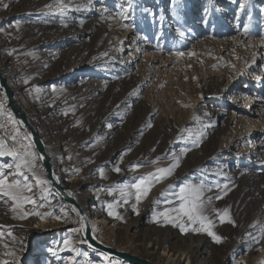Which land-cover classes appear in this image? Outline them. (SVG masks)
<instances>
[{
    "label": "rangeland",
    "instance_id": "374dc122",
    "mask_svg": "<svg viewBox=\"0 0 264 264\" xmlns=\"http://www.w3.org/2000/svg\"><path fill=\"white\" fill-rule=\"evenodd\" d=\"M3 1L0 0V16H4L0 23V68L14 100L38 129L54 174L67 170L79 175L76 182L79 191L75 193L77 199L74 198L78 204L82 195L91 190L89 187L131 185L142 175L178 163L171 175L154 183L139 203L132 195L137 213L123 222L115 220L118 227L104 228L103 236L115 244L126 238L138 241L141 232L149 228L153 239L168 238L170 247L181 251L203 244L206 253L201 256L206 264H262L264 232L260 227L252 230L253 233L243 232V243L248 244L249 250L243 246L236 253V259L231 254L225 255L224 263L221 258L227 247L242 242L237 232L245 225L257 222L264 228V211L259 210L264 204V140L261 143L259 136L251 134V127L246 126L248 122L241 119L248 116L236 109L243 108L246 98H253L246 110L258 109L257 115L249 117L255 124L264 126V103L257 101L260 97L253 93L264 80V0H103L98 4L108 9L104 17H77L69 13L56 18L51 9L43 21L21 13V5L3 8ZM92 1L97 0H72L71 5L75 9L89 6ZM74 15L80 22L76 23ZM94 17L96 20L92 22ZM72 21L76 32L83 31L90 23L93 27L79 38L61 44L59 40L42 44L38 38L35 41L31 38L26 45L27 36L38 29L36 25L48 22L70 30ZM106 40L110 46L108 54L120 60L127 58V67L117 62L98 66L89 59L91 51ZM120 48L124 49L117 54ZM72 67L78 71L72 72ZM29 76L35 81L26 86ZM253 78L259 81H251ZM215 84L227 86L226 91L216 96ZM128 90L136 92H131L129 101L118 106L117 114L101 123ZM0 102L3 104L0 137L5 138L9 147L35 154L27 157L35 164L34 171L25 169L28 183L33 186L32 193L27 194L38 199L36 208L43 205L39 213L47 219L61 210L68 212L67 226L49 229L45 225L28 235L17 223L30 215L20 219L18 212L12 211L11 202L5 203L7 198L0 197V203L6 206L0 209L6 208L3 211L7 212L5 217H0V233H3L0 262L94 264L93 254L86 253L84 248L80 257L67 261V255L73 254L79 245L70 240L69 246L57 251L66 238L83 240L81 232L74 231L80 229L79 215L72 211L73 206L61 202L49 183L40 186L47 187L45 190L36 192L37 178L46 180L45 169L34 146L23 140L19 123L10 117L3 94ZM206 115H211L208 119L218 115L214 125L201 121ZM244 131L248 134L238 139ZM12 136L16 137L15 141ZM218 149L220 154L214 156ZM12 160V157H0V164H10ZM60 161L63 164L59 167ZM123 166L127 172L113 185L117 173L114 169ZM100 169H103V178ZM253 171L255 176L245 180ZM5 173H11L8 175L11 180L14 169H5ZM65 178L60 176L63 188L68 186ZM186 184L203 186L205 215L212 221V231L223 238L220 243L206 232H193L192 228L199 224L191 225L182 233L179 227L157 216L179 204L174 193ZM111 191L113 194L115 189ZM96 192L95 197L109 196V191ZM217 196L221 198L216 199ZM143 204L147 207L142 208ZM85 205L87 210H97L94 197ZM23 208L30 212L28 203ZM225 208L229 209L235 226L220 221L215 210ZM100 209L105 213L107 207L101 205ZM135 220L139 225L131 228L129 224ZM181 222L188 225L186 218L177 224ZM144 240L150 241V238ZM132 248V253L138 254V247ZM5 253H14V256ZM110 263L123 264L117 259Z\"/></svg>",
    "mask_w": 264,
    "mask_h": 264
},
{
    "label": "bare ground",
    "instance_id": "6f19581e",
    "mask_svg": "<svg viewBox=\"0 0 264 264\" xmlns=\"http://www.w3.org/2000/svg\"><path fill=\"white\" fill-rule=\"evenodd\" d=\"M71 1L72 0H4L3 2H4V5L5 4L8 5L7 7H9L10 5H21L22 6V9L20 10L21 13H25L27 16H31L33 19H37L38 21H43V19H47V18H45L46 12L50 11L51 9L55 11V13L57 15L56 18L68 16L69 13H72V16H73V14H76L77 17H79V16L83 17V16H87V15H92V16L99 15V17L100 16L104 17L107 15V10H108L107 7L98 4V3H103V0L92 1L89 6L83 5V6H80V8H75V9L72 7ZM3 8H5V7H3ZM77 9H79V10L77 11ZM74 17H75V15H74ZM77 17H75V18H77ZM3 18H4V16H0V23H1ZM95 20H96V18L94 17L92 19V22ZM73 21L71 23H69V26L72 27L70 30L69 29L67 30L64 28L63 29L59 28V26L54 25L53 23L45 22V24H44V22H42L41 25H36L37 26L36 28H38V29L33 31V33L31 35H28L26 38L27 43L25 41V42H23V44L26 43V45H27L28 42H30L31 38H33L34 41L36 38H38L39 42H42V44L52 43V42L57 43L58 40L60 41L59 44H61V42H64L68 39L79 38L82 33L90 32L92 27H93V23H90L89 25H86L84 27L83 31L76 32V31H74L75 25H74ZM77 22H80V18H77L76 23ZM30 29H32V28H30ZM1 30L2 29L0 28V31ZM33 44H35V43H33ZM109 47H110L109 43L106 40L102 46L91 51L89 59H91L93 62H95L98 66L102 65L104 67H107V66H111L112 62H117L119 65L124 64L127 67L128 59L125 58V59L120 60V59H116L113 55H109L108 54V48ZM123 49L124 48L118 49L117 54L121 53V51H123ZM48 53H50V51ZM48 53H46V54L49 55ZM72 69H73V67L71 68L72 72L78 71L77 69L76 70H72ZM78 69H80V68H78ZM262 70H264V68H262ZM262 75L264 76V73ZM27 79L28 80H26L27 82L25 83L26 86L29 84H33V81H35V79L31 78V76H29V78H27ZM251 81L258 82L259 79L253 78ZM220 85L221 84H215V86H214L213 94H215L216 96H218V93L224 92L227 89V86L221 87ZM131 92H133V91L128 90L127 92H124L121 99L118 100V102L114 104L113 108L111 110H108V112L104 115V117L101 120V123H105L107 121V119H110V117L112 115L117 114L116 112L118 110L117 109L118 106L123 102L129 101V99L132 95ZM135 92L136 91H134L133 93L135 94ZM253 93L255 94V96H257V98L260 97L259 100H257V101L264 103V80L263 79L261 80V83L258 85L257 92L255 91ZM89 94H91V93L89 92ZM215 95H213V97H216ZM252 99L253 98H251V97L246 98L245 105L243 106V108H236V109H240L239 111H241L242 113H245L246 116H248L245 118L242 116L241 117L242 121L248 122L246 125L247 129H249V127H251L249 129L251 131V134L255 133L254 136H259L260 141L262 143V141L264 140V126L261 127V126H259L260 124H255L253 121H251L252 118L249 117L252 115H257L258 109H256V108L254 109V107H252L249 110H246V106L248 104H251ZM229 100L230 101L232 100V94L229 96ZM260 108H262V107H260ZM259 110H261V109H259ZM9 113H10V111H9ZM11 114L12 113H10V117H14V115L12 114L13 115L12 116ZM210 116L211 115L202 116L201 121L202 122L204 121V123L209 124V126L214 125L215 121L217 120L218 115H216L213 118L208 119V117H210ZM198 119H199V117H198ZM197 121H199V120H197ZM261 124H262V122H261ZM19 125L21 126L20 123H19ZM32 125L34 126V124H32ZM34 127L36 128V126H34ZM21 128H22V126H21ZM22 130H23V128H22ZM36 130H38V129L36 128ZM249 130H247V131H249ZM247 131H244L243 133H241L238 139L244 138V136L248 134ZM22 138H23V140H25L26 144H32L31 140L28 138L27 132H25L24 130H23V137ZM219 152H220L219 149L216 150L214 153V156H218L220 154ZM260 162H261V160H260ZM12 163H13V160H12ZM62 164H63V162L60 161L58 164L59 167ZM124 172H127L126 166L121 167L120 171L114 175V179H113V183H112L113 185H115V183L117 184L120 182V180L123 178ZM255 174H256V171L255 172L253 171L251 174L247 175V179H245V180H251L255 176ZM61 175L66 176L65 181H66V183H68L67 184L68 186L65 187L64 189L66 190L67 194L69 195V193H71L70 196L72 198L77 199L76 194L79 191V187L76 184V182L79 180V175L73 171H67V170L62 171L61 170L59 172V174L58 173L54 174V177L58 182H60V176ZM48 183H49V181H48ZM110 185L111 184H104V187H99L96 189L89 187V188H91V190L90 189L88 190L89 193L87 192L85 195H82V197H81L82 201H79V206L81 207L82 210H84V212L88 218V223H89V227L91 229L92 235L99 242H101L104 245H107L109 247H112L113 249L120 250V251L129 253V254L135 255L137 257H140L142 259H145V260H147L151 263H155V264H206L207 261L205 262L203 257L201 256L202 254L206 253L204 250L203 244L201 245V243H200L198 245L193 246L192 248L188 247L189 249H187V251H181L179 248L170 247L168 238L164 237V238L153 239V237L151 236V233H150L153 231H151L149 228L145 229V230H143V232H141V235H142L141 240H138V241H133L131 239L126 238L125 240L121 241L120 243L115 244V243L110 242L108 239H106V237L103 236L104 232L102 231L104 228L115 229L118 227L117 225L115 226V224H116L115 220L118 219V220L123 222L125 220L131 219V216L137 213V212H135L136 209L134 210L132 207L134 199H131V197H130V198H128L127 203H125L124 198L121 196V194L119 192V188L121 186L127 185V184L126 183L118 184L117 185L118 187L116 186V188H114V187L110 188L109 187ZM36 186H37V183H36ZM40 186L36 187L37 193L40 191L42 192L43 190H45L47 188V187H40ZM113 189H115V191L113 192V194L109 195L108 197H106L107 195L106 196L104 195V197H101V196L95 197L94 196L96 191H97L96 193L100 194L101 192L105 193L106 191L113 190ZM27 195H31V194H27ZM91 197H94V200L97 204L96 205L97 210L95 212H92L91 208H90V210L86 209L85 203ZM102 199H103V204L101 201ZM35 200H36V205H37L38 199H35ZM60 200H61V202H64V204L68 205V203L63 198H61ZM104 201H105V203H104ZM108 201H112V203H109ZM149 203H151V202H149ZM2 204L3 203H0V207H6L5 205L2 206ZM110 204L113 205V208L111 209V211H113V213H114L113 215H109V211H110L109 205ZM28 205H29L30 212H33V210H35L36 212L41 211V208L39 206L36 208V205H33L32 203H28ZM101 205H104L105 207H107V210H105V213H102V211L100 209ZM141 206H142V204H141ZM146 207H147V205H144L142 208H146ZM3 210H6V208L0 209V217H5L4 214L7 213ZM259 210L264 211V204L261 206V208H259ZM33 215H35V214H33ZM33 215H30L25 220L19 221L20 223H17L18 226H20L21 228H24V230L26 231V233L28 235H31L34 231L39 230L41 227H44L45 225L46 226L44 228L48 227L49 229H53L54 227L67 226V224H68V222H66L68 212L65 210L64 211L61 210V212H59V213L56 212L54 214V216L50 219H47V217L39 218L38 215H36V217L35 216L33 217ZM56 217H60V218L57 219ZM259 221H260V219H259ZM262 223H263V221H262ZM138 225H139L138 220H135L133 223L129 224V226L131 228L137 227ZM258 227H260V229H264V228H261V223L256 222V223H252L251 225L247 224L244 226V229L238 230L237 237L239 240H242V242H238V243L235 242L231 246L227 247L225 249L224 254H223L224 257L221 258V263H224L223 259L225 258V255H227V254H231L236 259V257H235L236 253L238 254L242 250L241 248L243 246L246 247L245 249L249 250L250 248L248 247V244H246L245 242L243 243V241L245 239V237L243 236V232L245 230V234H248L250 231H252V230L254 231V229H256ZM79 228H80V224H79ZM253 231L251 233H253ZM257 232H260V231H257ZM255 233H256V231H255ZM175 236L176 235L174 234L173 237H175ZM145 237L150 238V241L144 240ZM66 240H70L71 242H73L72 244H79L76 246L73 254H71L69 256L67 255V261H69V262H72V261H74L75 258L80 257V255L82 254V251L84 249L87 251L86 253L93 254L94 260H95L94 264H111L110 260H113V259L108 258L107 256H105L102 253H99L97 251H94V250L88 248L86 246L84 240H76L74 238H66L62 242L63 245L60 243L59 249L57 251L62 249V247H64V248L66 247L65 246ZM133 245L134 246L136 245L138 247V254L132 253ZM241 259H242L241 257L238 258L239 262ZM122 263L123 264H133V263H130L127 261L126 262L122 261ZM32 264H37V263L32 261Z\"/></svg>",
    "mask_w": 264,
    "mask_h": 264
},
{
    "label": "snow or ice",
    "instance_id": "6c2138e0",
    "mask_svg": "<svg viewBox=\"0 0 264 264\" xmlns=\"http://www.w3.org/2000/svg\"><path fill=\"white\" fill-rule=\"evenodd\" d=\"M8 5H4L5 8H7ZM63 7V6H62ZM243 7V5H242ZM79 9H77L78 11ZM63 23V20H62ZM177 55L182 56L183 53H177ZM189 55H192V53H189ZM27 82V81H26ZM2 95V94H0ZM0 108H3L2 102H0ZM195 118V117H194ZM151 126L150 124L148 125ZM11 139L13 141L16 140L15 136H12ZM186 151V150H184ZM29 155H32L33 157L35 154H29L27 150L25 149L24 152H21L18 148L15 146L9 147L6 144L5 138L0 137V157L8 156L13 158V163L8 164H0V197L7 198L5 200V203L11 202V209L13 212H18L20 219H25L28 215H38L43 218V215L39 212H36L33 210V212L25 211L23 208V205L26 203H32L33 205H36V200L34 199L33 195H27V193H32L33 186L28 183V176L25 174V169L29 171H34L35 164L32 162V160H29L27 157ZM178 166V163H174L168 168H157L154 173H147L145 175L140 176L137 181L131 185H123L119 188V192L121 196L124 198V202L127 203L128 198H130L132 195H135L137 203L141 200L143 196L147 195L148 190L154 183L160 182L161 179L166 178L167 175H171L173 169ZM5 169L13 170L14 174L13 178L9 180L8 175L6 174ZM115 171L119 172V167L114 169ZM100 175L103 178L104 172L103 169H100ZM37 187H39L41 184H47L48 181L46 180H40L37 178ZM171 187V186H169ZM217 187H220L217 185ZM225 189L227 188V185L223 186ZM129 189H134L135 192L133 193ZM203 186L202 185H191L186 184L182 186L179 189L178 193H174L176 199L179 201V204L175 207L165 209L164 212L158 213L157 216H162L164 218L165 223L173 224V226H177L180 228V231L186 232L188 230V227L191 225L199 224V227H193V232H206L209 236L212 237V239L216 243H220L222 241V237L217 235L215 232L212 231V221L209 219L207 215H205V201L202 199L203 197ZM112 194V191L109 190V195ZM226 195L227 193L224 192ZM71 195V193H69ZM161 195H165L164 192L161 193ZM43 199H47L46 196L42 197ZM220 196H217L216 199H220ZM210 199V198H209ZM158 202V201H157ZM168 204H172L171 200L165 201ZM39 207H43V205H38ZM133 209H136V205L134 204ZM113 208V205H109V215H113V211L111 209ZM73 212H77L75 208L72 209ZM217 212V215L219 216L220 221L223 223L224 221H227L230 224H233L235 226V222L231 219L229 215V209L225 208L222 211L215 210ZM44 215H50V214H44ZM77 215L79 213L77 212ZM59 219L60 217H56ZM187 219L188 225H185L184 223L177 224V221H183L184 219ZM154 219H156V216H154ZM81 227L78 230L74 231H80L83 232L84 230V224H83V217L80 218ZM262 232H264V229H261ZM3 233H0V236H2ZM10 235V233H9ZM255 239V238H253ZM69 241H65V246H69ZM6 255H13L14 253H5ZM0 264H9V261L5 260L0 262ZM13 264H15V261H13ZM264 264V262H262Z\"/></svg>",
    "mask_w": 264,
    "mask_h": 264
},
{
    "label": "water",
    "instance_id": "95a60500",
    "mask_svg": "<svg viewBox=\"0 0 264 264\" xmlns=\"http://www.w3.org/2000/svg\"><path fill=\"white\" fill-rule=\"evenodd\" d=\"M0 93H2L5 96L6 107L14 115L16 121L21 124L23 130L27 132L28 137L31 140V143L34 146L35 151L39 157V160L45 169L46 180L49 181L51 187L54 189L55 192L58 193V195L61 198H63L69 205L73 206L77 210V212L79 213V219L83 217L84 230L83 232H81V235L86 246L94 251L104 254L110 259H117L123 262L127 261L133 264H155L140 257H137L135 255L120 250H116L113 249L112 247L104 245L92 235L88 223V218L84 210L81 209V207L74 200V198L68 195L66 190L63 188V186H61L60 183L55 179L50 157L46 152V148L42 140V137L39 131L36 130V128L32 125L25 112L14 100L13 91L8 85L6 77L4 76L1 68H0ZM80 227H81V222H80Z\"/></svg>",
    "mask_w": 264,
    "mask_h": 264
}]
</instances>
